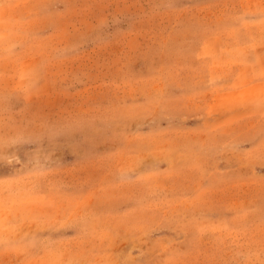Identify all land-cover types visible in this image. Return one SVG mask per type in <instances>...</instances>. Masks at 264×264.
I'll return each instance as SVG.
<instances>
[{"label": "rangeland", "instance_id": "374dc122", "mask_svg": "<svg viewBox=\"0 0 264 264\" xmlns=\"http://www.w3.org/2000/svg\"><path fill=\"white\" fill-rule=\"evenodd\" d=\"M0 264H264V0H0Z\"/></svg>", "mask_w": 264, "mask_h": 264}]
</instances>
